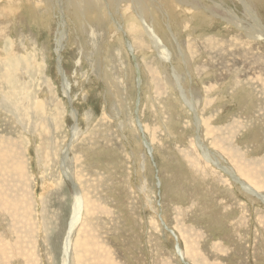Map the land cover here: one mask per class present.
<instances>
[{
	"label": "rangeland",
	"instance_id": "rangeland-1",
	"mask_svg": "<svg viewBox=\"0 0 264 264\" xmlns=\"http://www.w3.org/2000/svg\"><path fill=\"white\" fill-rule=\"evenodd\" d=\"M20 1L0 2V84L25 65L27 107L0 90V264H63L75 188L70 264H264V4Z\"/></svg>",
	"mask_w": 264,
	"mask_h": 264
},
{
	"label": "bare ground",
	"instance_id": "bare-ground-1",
	"mask_svg": "<svg viewBox=\"0 0 264 264\" xmlns=\"http://www.w3.org/2000/svg\"><path fill=\"white\" fill-rule=\"evenodd\" d=\"M8 1H10V0H8ZM8 1H4V2H2L1 0H0V2H2V5H6L7 3H8ZM26 2L27 4H30L31 6H34L35 8H36V5H35V2L36 3H40V2H42V3H45L46 5H50L51 4V2L53 1V0H21L20 2ZM62 2H64V3H66L68 6H69V8L70 9H74V12H75V14H76V16L77 17H79V16H83V15H85L86 13H84L85 12V10L86 9H88V10H91V11H93V10H97V9H103V7H102V3H104L105 1H113V3H121L122 1H124V0H61ZM138 1V0H137ZM171 1V0H170ZM169 1V2H170ZM136 2V1H135ZM254 2V5L255 6H259V5H261L262 6V4H264V0H255V1H253ZM139 3V2H138ZM262 3V4H261ZM136 5V4H135ZM252 6V5H251ZM254 6V7H255ZM264 6V5H263ZM140 7H142V6H140ZM139 7V8H140ZM142 9V8H141ZM145 9V8H144ZM140 10V9H139ZM249 10V9H248ZM143 11V10H142ZM249 12V13H248ZM247 13L249 14V15H254V18H255V23L257 24V20H258V22L260 23V21H259V19H257V17H258V15L257 14H255V12H253V11H251L252 13H250V10L248 11ZM141 13V12H140ZM144 13V12H143ZM248 14H246L247 16H248ZM245 16V15H244ZM246 17V16H245ZM80 18V17H79ZM259 18V17H258ZM239 21V20H238ZM240 23V22H239ZM255 24V25H256ZM254 25V26H255ZM261 29H260V28ZM262 30V31H261ZM145 31L147 32V30H146V27H145ZM154 32V31H153ZM247 32V31H246ZM254 33H253V35L251 36L252 38L254 37V36H257L258 38H259V40H264V28H263V26H262V24L260 23V26H255V30L253 31ZM148 34H149V32H147ZM251 33V32H250ZM247 34V33H246ZM250 35V34H249ZM156 43V46H154V47H158V48H160V44L158 43V42H155ZM239 48V47H238ZM161 49V48H160ZM246 52V51H245ZM166 55V54H165ZM244 55V54H243ZM249 56V55H248ZM246 57H247V55H246ZM7 60V63H5L6 65H5V68H7L8 67V70H4L5 72L4 73H6L4 76L5 77H7V78H5V79H7V80H5L4 82L7 84L6 85V89L8 88V89H10L9 91H6V90H3V86H2V84H0V90L3 92V94L4 95H6L5 96V100H6V103L8 104V105H11L10 104V98L12 97V98H15L17 101H16V103H13V104H15V108H19V115L20 114H22V113H20L21 111L20 110H24V108H25V106H26V102H25V100H22L21 98H17V94H19V93H17L16 94V92H18V91H16L17 90V84H16V81H15V79H14V77H16V75L15 76H13V72L15 71L16 73L18 72V67H21V68H23L25 65H20L19 64V62H17L16 60H13V59H11V57L10 58H8V59H6ZM0 62H2V61H0ZM3 66H4V64H3ZM25 68V67H24ZM7 71H8V73H7ZM3 80V79H2ZM264 81V80H263ZM1 82V81H0ZM25 88V85L20 89V90H23ZM263 90H264V87H263ZM27 92V91H26ZM28 93V92H27ZM33 93V92H32ZM29 94V93H28ZM26 96H27V94H26ZM28 97H33V96H29L28 95ZM37 96H35V98H36ZM23 98V97H22ZM34 97L32 98V100H33V102L31 103L32 105L31 106H33L32 108H33V111H34V113L36 114V113H39V112H42V104H40V102L38 101V100H36ZM31 100V101H32ZM12 104V105H13ZM5 105V104H4ZM4 105H2L3 107H4ZM19 105L21 106H23V108H21L20 109V107H19ZM14 106V105H13ZM12 107V106H11ZM30 107V106H29ZM6 108H8V106L6 107ZM9 108H10V106H9ZM8 108V109H9ZM27 108V107H26ZM25 108V109H26ZM31 109V108H30ZM13 110V109H12ZM32 110V109H31ZM8 111V110H7ZM17 111V112H18ZM9 114H10V112H9ZM25 114V113H24ZM27 116H29V114H27ZM236 130H233V132H235ZM7 144H9V143H7ZM12 147V146H11ZM10 149V152H9V154H10V156H11V152H12V150L13 149H11V148H9ZM205 155V154H204ZM17 156V155H16ZM21 156V155H20ZM208 156V155H207ZM206 156V157H207ZM11 158H13V157H11ZM18 159V160H17ZM15 158V160H17V163L19 164V161H20V158H19V156H18V158ZM22 160H23V158H22ZM16 162V161H15ZM15 162H14V160L12 159V160H10V157L8 156V160H7V162H6V165L5 166H7V164H8V166H9V168H11V171H9V175L13 178V177H17V174H19V172H20V169L17 167V165H15ZM22 162V161H21ZM4 164V163H3ZM16 166V167H15ZM20 166H22L23 167V165H20ZM0 167H2V166H0ZM24 168V167H23ZM24 170V169H23ZM26 170V169H25ZM241 172H242V170H241ZM246 173V172H245ZM7 174V175H8ZM6 175V174H5ZM242 175H244V174H242ZM7 176H5V178H6ZM9 179V178H8ZM1 180V179H0ZM7 180V179H6ZM10 180H11V178H10ZM2 182H4V181H2ZM6 183H8V182H6ZM10 183V182H9ZM21 183V182H20ZM31 183V182H30ZM244 183V182H243ZM11 184V183H10ZM20 185V184H19ZM30 185V184H29ZM4 186H6L5 184L3 185V184H1V187H0V190L1 191H3V188H4ZM10 188V187H9ZM20 188V187H19ZM248 188V189H247ZM247 188H245V190L246 191H248L250 194H259L260 192H258V191H253L251 188H250V186H248L247 185ZM250 188V189H249ZM29 189V188H28ZM27 189V190H28ZM6 190V189H5ZM9 191V190H8ZM13 191H15V190H13ZM29 191V190H28ZM21 192H23V191H21ZM13 193V192H12ZM18 194V193H17ZM20 195V194H19ZM28 195V194H27ZM74 195H75V198H76V201L74 202V208L72 209V212H73V215H72V218H71V221H70V225L68 226V234H67V237H66V239L64 240V256H63V259H62V261H63V264H70L69 263V260L71 261V253H72V250H73V246H74V244H73V242H72V237H73V235L76 233V231H77V229H78V226H79V223H80V221H81V219H82V217H83V214H84V208L87 206L86 204V199H85V197H84V195H83V193H82V191H80V189L79 188H75L74 189ZM1 196V195H0ZM13 196V195H12ZM11 195L10 196H8V197H10V199H12V201H14L17 205H19L21 202L22 203H24V201L23 200H21V199H19V198H16V197H12ZM2 198V197H1ZM0 198V199H1ZM5 198V197H4ZM21 198H22V196H21ZM28 200V199H27ZM2 201V200H1ZM32 202V201H31ZM25 204V203H24ZM89 205V204H88ZM1 209H3V208H1ZM21 209V208H20ZM25 209H26V207H25ZM28 211V210H27ZM24 216V215H23ZM24 220V219H23ZM18 225H19V227L20 226H22V224L20 225V221L18 220ZM24 227V226H23ZM1 228V227H0ZM11 229V228H10ZM25 229V228H24ZM11 231V230H10ZM22 231H24V230H22ZM14 231H11V233H13ZM14 234V233H13ZM1 235V234H0ZM12 235V234H11ZM20 236V235H19ZM2 237V236H1ZM9 242V241H8ZM11 242V241H10ZM12 243V242H11ZM19 245V244H18ZM17 245V246H18ZM113 246V245H112ZM9 247H11V246H9ZM14 247V246H13ZM85 247V246H84ZM83 246H81V248H84ZM19 248V250H21L20 249V247H18ZM2 251V250H1ZM0 251V252H1ZM13 251V250H12ZM2 253V252H1ZM18 253H17V251L15 250V252H14V255H17ZM99 259V258H98ZM77 261V260H76ZM112 264H114L113 262H111Z\"/></svg>",
	"mask_w": 264,
	"mask_h": 264
}]
</instances>
